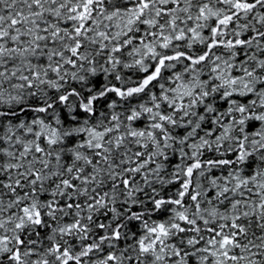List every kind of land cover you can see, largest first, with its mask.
Instances as JSON below:
<instances>
[{"label": "snow or ice", "instance_id": "1", "mask_svg": "<svg viewBox=\"0 0 264 264\" xmlns=\"http://www.w3.org/2000/svg\"><path fill=\"white\" fill-rule=\"evenodd\" d=\"M0 264H264V0H0Z\"/></svg>", "mask_w": 264, "mask_h": 264}]
</instances>
